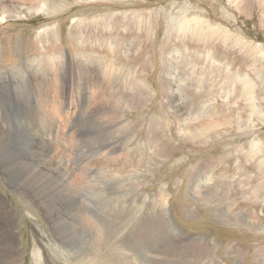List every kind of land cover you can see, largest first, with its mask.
<instances>
[{"label":"rangeland","instance_id":"obj_1","mask_svg":"<svg viewBox=\"0 0 264 264\" xmlns=\"http://www.w3.org/2000/svg\"><path fill=\"white\" fill-rule=\"evenodd\" d=\"M5 4L0 125L47 140L39 96L40 79H49L62 89L48 94V109L58 112L49 130L59 132L50 142L69 155L63 179L79 182L70 197L53 164L46 219L0 178L20 232V264H35L32 236L38 264H264V0ZM197 16L208 25L193 33ZM81 59L114 97L112 133L98 125L106 123L99 113L85 120L78 112ZM115 132L117 152L100 149ZM97 156L115 161L96 180L85 169H102ZM76 196L87 202V211L79 207L87 225H97L92 234L66 232L77 223Z\"/></svg>","mask_w":264,"mask_h":264},{"label":"bare ground","instance_id":"obj_2","mask_svg":"<svg viewBox=\"0 0 264 264\" xmlns=\"http://www.w3.org/2000/svg\"><path fill=\"white\" fill-rule=\"evenodd\" d=\"M8 1H15V2L19 3L18 5L31 6L35 3L36 0H0V9L5 10L8 7V5L5 4V2H8ZM14 8L15 7L9 6L8 10H10V9L12 10ZM8 10L5 13H8L9 12ZM197 17L199 18V20L197 19L198 23H199L198 27H195L194 29L189 30V31H193V33L198 32V31H203V29L208 25V22H206L205 20H203L199 16H197ZM0 20L3 21L4 19H0ZM74 62H75V66L78 68V77H79V80H78L79 83H77L76 87H75L76 88L75 89L76 90L75 98L77 96H79L83 101V102L81 101L78 104L79 105V111L78 112H81L82 115H84L85 120L89 119L91 117H95L96 115H99V114L102 115L103 118H105L104 122L109 121L113 117H116L117 116L116 111L114 110L113 103H112L113 102L112 100L114 99V97H111V95L109 94L107 89L104 91L103 88L99 86V78H98L99 71L97 69L86 67L84 65V62L82 61V59L81 60H74ZM61 71H63V68L60 67L58 75L61 74L60 73ZM65 73L66 72H64V73L62 72V75ZM86 76L89 78V81L85 80ZM35 77H36V75H31L29 79L36 80L37 78H35ZM83 78H84V83H81ZM40 80H41V84H44L45 86L41 87V95L42 96H39L41 109L39 108V111H40V115L42 116L44 127L47 128L46 131L49 132V135L47 136L46 139L48 140V142L50 144L47 143V140L41 139L40 137L35 136L32 131L24 133V134H20V133L18 134L15 131L12 132V131L8 130L6 127H5L6 129H4L0 125V178H3V180L6 182V184L9 185L13 189L14 192L25 194L26 197L28 198V200L35 206V208L38 209V211L40 210L41 213L45 216V218L48 219L49 214H50V208H52L51 207L52 190L50 189V185L53 184V181H52V178L50 176V172L52 173V171H53V164L56 167L59 166L57 171L62 170V172H60L62 175V178H61L62 186L64 188H67L68 190H71L70 193L68 194L69 196L72 195L70 197L74 198V196L77 195L76 192L74 193V191H76L77 189L73 188V186L78 185L79 182H77V180H74V179L69 180L66 177H64L66 179H63L64 172L66 173V171H68V169H69V166L71 165L69 162V158H68L69 155H68V153H66V150L59 148L58 144H54V142L53 143L50 142V138H52V137H53L52 139H54L56 142L58 141L56 133H59V132H54L53 130H49L50 126H52V124H51L52 121L51 122H49V121L52 118H55L56 115L58 114V112L55 115L51 109H48V107H50V104H51V102H49L47 100L49 97L48 94L53 90L56 93L59 92L58 94L61 95L62 89L59 87H55L54 89H52L51 86L49 85L50 80L47 78L43 77ZM248 80L249 79H241V81L243 83H246V81H248ZM92 81H94V84L91 83ZM79 85H82L81 89H78ZM91 87L95 89V92L90 91L91 94H90V96H88L87 95L88 92L86 93V91L90 90ZM169 89H171V93H170L171 96L175 98L177 95H176V93H174L172 91L171 84H170ZM42 90H44V91H42ZM57 98H59V96ZM57 98H55V99L58 100ZM82 103H84V104H82ZM54 106H56V104ZM109 107L110 108L112 107L111 111L109 110ZM56 108H57V106H56ZM116 109L118 111L120 109L119 106L118 107L116 106ZM58 110H59V106H58ZM95 112H97L99 114H97ZM53 115H55V116H53ZM50 117H52V118L50 119ZM208 123H210V122H208ZM98 125L100 126V128L102 130H105L106 132H107V130H109L110 133H112V131H113V126H112L113 124H111V123L98 122ZM205 129L206 128H204L203 132H205ZM207 129H208V127H207ZM184 130L188 134L189 127H187V125H184ZM196 132H197V130H196ZM116 134L117 133L115 132L113 135V138H110V139L106 137L105 141H109V142L105 143L104 144L105 146L100 147V149H108V150L110 149L111 151L117 152V147H116L117 144L115 142H117L120 139V137H117ZM28 146H29V148H27ZM61 152L64 153V154H62V156L59 154ZM70 152H71V150H70ZM55 154L58 155V156H56V157H58L56 159L53 158L55 156ZM70 154L73 155L72 153H70ZM96 159L98 160V164H99L98 166H100L102 169H93L92 170L91 168L87 167L85 170L89 174L92 175V177H91L92 179L97 180V178L100 175L105 174L104 171H108V164L111 161H115V160L112 157L105 158V157H100V156L95 157V161H96ZM83 165H86V164H83ZM81 166L82 165H80V168H81ZM83 172H85V171L83 170ZM74 175H76V174H74ZM80 175H82V174H80ZM57 179H58V177H57ZM81 182L82 181H80V183ZM95 182L96 181H94V185H95ZM206 182L207 181H205V183ZM58 183H60V182H58ZM86 184H88V183H86ZM69 196H68V198H69ZM76 197L78 198V204H74L76 202V199H75L74 203L72 204V205H74L75 210H77L76 215H77L78 219H76L77 220L76 225L75 224L72 226L60 225V227L65 232L66 227L69 226L68 229L66 230V232H71V233H73V235L74 234H80V235L85 236L88 233L92 234L94 232V230H92V229L96 230L97 225L95 223H92L93 225H89V226L87 225L88 220L87 221L84 220V218L81 216V214H80L81 212L79 210V207L81 206L83 208V210L87 211L88 210L87 209V207H88L87 202L84 203L80 197H78V196H76ZM13 213H14V211L10 209V207L7 204L6 199L0 194V264H20L21 263L20 262L21 258H20V254H19V252H20L19 248L20 247L18 245V234L20 232H19L18 226L16 225V221H15V218L13 216ZM70 225H71V223H70ZM97 232H99L100 234L96 235L95 237H97L96 240L100 244L101 241H99V240L102 236L101 235L102 232L101 231H97ZM71 240H72V238H71ZM28 246H29V244L27 243V247ZM31 246L33 247V250H34V253H33V257H34V261H35L34 263L38 264V250H37V244L35 242L34 236H32V245ZM112 248H114V246H112ZM119 248H118V250L120 251ZM112 252L114 253V251H112ZM122 252L124 253V250ZM123 257H124V255H123ZM123 262H124V260L121 261V264H124ZM119 264H120V262H119ZM125 264H134V263L129 261V262H125Z\"/></svg>","mask_w":264,"mask_h":264}]
</instances>
